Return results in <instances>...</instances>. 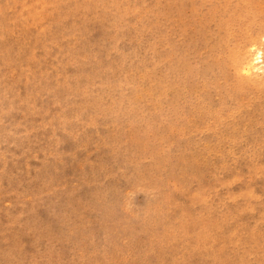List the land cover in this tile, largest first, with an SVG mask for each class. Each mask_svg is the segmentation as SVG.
<instances>
[{
    "label": "rangeland",
    "instance_id": "obj_1",
    "mask_svg": "<svg viewBox=\"0 0 264 264\" xmlns=\"http://www.w3.org/2000/svg\"><path fill=\"white\" fill-rule=\"evenodd\" d=\"M0 264H264V0H0Z\"/></svg>",
    "mask_w": 264,
    "mask_h": 264
},
{
    "label": "bare ground",
    "instance_id": "obj_2",
    "mask_svg": "<svg viewBox=\"0 0 264 264\" xmlns=\"http://www.w3.org/2000/svg\"><path fill=\"white\" fill-rule=\"evenodd\" d=\"M40 4V3H39ZM31 7V6H30ZM41 7V6H40ZM40 7H39V9H40ZM42 8V7H41ZM34 9V8H33ZM35 9H36V7H35ZM44 9V8H43ZM259 53V52H258ZM260 54H262V52L260 53Z\"/></svg>",
    "mask_w": 264,
    "mask_h": 264
}]
</instances>
